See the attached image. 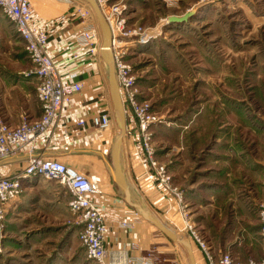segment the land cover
I'll return each mask as SVG.
<instances>
[{
	"label": "rangeland",
	"instance_id": "rangeland-1",
	"mask_svg": "<svg viewBox=\"0 0 264 264\" xmlns=\"http://www.w3.org/2000/svg\"><path fill=\"white\" fill-rule=\"evenodd\" d=\"M66 3L32 1L55 25H96L86 0ZM127 6L116 40L130 42L120 49L126 66L121 96L124 142L137 146L134 189L157 219L191 240L203 264L208 251L227 253L220 232L230 223L233 231L257 224L264 240V0H129ZM54 8L67 12L54 16ZM194 10L188 22L171 20ZM1 29L0 77L23 63L19 76L31 79L41 105L25 43L11 22ZM112 112L115 135L113 104ZM27 183L36 187L11 202L0 222V264H96L80 242L71 194L44 177ZM134 200L142 204L136 193ZM151 227L160 241L142 260L189 264L183 247Z\"/></svg>",
	"mask_w": 264,
	"mask_h": 264
},
{
	"label": "crops",
	"instance_id": "crops-1",
	"mask_svg": "<svg viewBox=\"0 0 264 264\" xmlns=\"http://www.w3.org/2000/svg\"><path fill=\"white\" fill-rule=\"evenodd\" d=\"M63 9L54 8L51 14H65L67 11ZM44 19L34 9V23L49 35L47 52L54 59L59 75L67 83L81 84L82 91L75 94L69 104L61 109L49 133L40 135L33 143L0 160V175H13L24 169L31 149L35 156L56 159L85 173L99 190L91 197L101 206L105 216L107 248L117 254L128 255L139 263L160 238L154 234L147 220L135 214L132 210L134 208L126 202L123 191L115 182L114 165H110L115 142L114 129H99L91 122L93 116L112 110L109 69L107 70L108 66L98 51L100 45L97 44L95 52L78 45V38L87 25L82 27L79 23L64 20L59 26ZM9 23L0 12V26L7 27ZM4 31L5 29L0 30L1 33H5ZM12 32L19 38L15 30ZM18 63L19 68L13 69L16 71L11 70L0 77V120L11 126H17L24 113L30 120H36L42 115L41 105L34 95L35 87L31 79L19 76L25 69L23 63L22 66ZM80 121L85 124L80 126ZM136 150L135 144L123 140L121 167L124 177L131 184V170L138 166L135 162ZM35 187L27 183L24 192L28 193ZM231 225L232 223L220 232V249L243 262L248 261L249 257L264 260V240L258 238L260 226L245 222L242 224L243 229L233 231ZM259 249L261 251L258 257L256 252ZM144 260L152 263L150 259Z\"/></svg>",
	"mask_w": 264,
	"mask_h": 264
},
{
	"label": "built area",
	"instance_id": "built-area-1",
	"mask_svg": "<svg viewBox=\"0 0 264 264\" xmlns=\"http://www.w3.org/2000/svg\"><path fill=\"white\" fill-rule=\"evenodd\" d=\"M33 0H0V12L11 22L19 38L25 43L26 50L35 66V75L38 80L37 95L42 108V115L36 120H25L17 126L0 125V160H3L30 143L40 135L51 130L61 109L69 104L72 97L82 91L79 83H67L59 75L54 59L48 54L49 35L46 30L34 23ZM63 2V0H56ZM109 23L113 40L117 33L122 32L124 14L127 13L129 0H95ZM97 25H87L78 38L81 48H95L97 51ZM121 48L115 46L114 64L115 75L121 91V82L126 76V66L121 60ZM100 52V47L99 50ZM112 110L103 111L92 117V125L99 129H109L113 125ZM85 123L79 122L80 126ZM37 177L58 182L71 194L69 207L79 216L81 224L79 239L85 248L88 259L96 264H152L148 260L139 263L130 258L117 254L106 246V221L101 206L91 196L98 193L93 180L66 164L53 159L35 156L30 150L27 165L24 169L9 176H0V222L11 202L19 198L24 192L25 181ZM264 216V212H263ZM208 264H264V260H249L243 262L234 258L230 253L214 257L206 252Z\"/></svg>",
	"mask_w": 264,
	"mask_h": 264
},
{
	"label": "water",
	"instance_id": "water-1",
	"mask_svg": "<svg viewBox=\"0 0 264 264\" xmlns=\"http://www.w3.org/2000/svg\"><path fill=\"white\" fill-rule=\"evenodd\" d=\"M91 4L95 12V23L98 27V30L103 36V42L100 45V54L103 61L107 64L109 69V84L111 91V99L114 108L115 120H116V134L115 142L112 150V161L114 165L113 177L115 182L119 185L121 190L125 195L126 202L135 209L145 220L150 222L156 228H158L167 238L175 243L183 245L189 254L190 264H196L194 253L192 250L191 242L188 238L184 237L177 231L173 230L161 220L157 219L151 210L147 207L144 202V196L134 189L133 185L124 177L121 167V147L124 138L126 137V110L122 100L121 91L116 80L115 75V64H114V40L111 31V27L107 22L104 14L102 13L100 7L98 6L95 0H87ZM196 11L189 12L182 17H173L171 20L175 23H185L189 21ZM134 193L138 195L141 199L139 204L134 200Z\"/></svg>",
	"mask_w": 264,
	"mask_h": 264
},
{
	"label": "bare ground",
	"instance_id": "bare-ground-1",
	"mask_svg": "<svg viewBox=\"0 0 264 264\" xmlns=\"http://www.w3.org/2000/svg\"><path fill=\"white\" fill-rule=\"evenodd\" d=\"M65 1H67V3L65 2ZM73 1H75V0H63V3H66V4H72L73 3ZM86 2H87V4H88V7H89V9L91 10V12H92V14L95 16V12H94V10H93V8H92V6H91V4L89 3V1H87L86 0ZM115 41V46L117 47V48H123V47H126V46H128V45H130V42H127L126 40H114ZM113 122H114V120H113ZM115 134H116V132H115ZM138 174V173H137ZM151 183V182H150ZM148 185H150V184H148ZM149 188V187H148ZM182 235V234H181ZM189 240V239H188ZM190 242H191V240H189ZM177 244H179V243H177ZM181 247H183L182 249L183 250H185L186 252H187V255H188V258H189V254H188V251H187V249L183 246V245H181V244H179ZM191 245H192V250H193V253H194V257H195V261H196V264H203V256H202V254H201V252L200 251H198L196 248H195V246H194V244L191 242ZM188 263L190 264V260L188 259Z\"/></svg>",
	"mask_w": 264,
	"mask_h": 264
}]
</instances>
